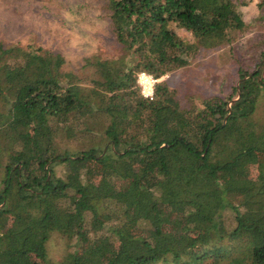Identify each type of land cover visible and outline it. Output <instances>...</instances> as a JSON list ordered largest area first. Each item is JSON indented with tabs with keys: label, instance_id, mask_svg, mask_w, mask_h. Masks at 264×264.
<instances>
[{
	"label": "trees",
	"instance_id": "1",
	"mask_svg": "<svg viewBox=\"0 0 264 264\" xmlns=\"http://www.w3.org/2000/svg\"><path fill=\"white\" fill-rule=\"evenodd\" d=\"M103 4L120 54L88 58L89 82L0 41V264H264V63L202 106L162 79L245 34V3ZM54 232L76 238L58 260Z\"/></svg>",
	"mask_w": 264,
	"mask_h": 264
},
{
	"label": "rangeland",
	"instance_id": "2",
	"mask_svg": "<svg viewBox=\"0 0 264 264\" xmlns=\"http://www.w3.org/2000/svg\"><path fill=\"white\" fill-rule=\"evenodd\" d=\"M241 1L248 23L245 34L225 47L202 48L188 66L162 78L176 89L183 105L202 106L208 98L233 95L240 81L239 69L253 71L264 63L263 0ZM104 11L103 0H0V41L33 42L59 52L66 59L65 70L78 73L86 83L92 73L88 58L120 54ZM176 31L192 38L184 29ZM75 242L73 235L54 232L48 245L50 259H60Z\"/></svg>",
	"mask_w": 264,
	"mask_h": 264
},
{
	"label": "built area",
	"instance_id": "3",
	"mask_svg": "<svg viewBox=\"0 0 264 264\" xmlns=\"http://www.w3.org/2000/svg\"><path fill=\"white\" fill-rule=\"evenodd\" d=\"M157 82V79H155L152 75L147 74L145 72L141 73L139 75V83L143 86V94L146 97L152 98L154 95V85ZM147 85L150 86V89H147Z\"/></svg>",
	"mask_w": 264,
	"mask_h": 264
},
{
	"label": "bare ground",
	"instance_id": "4",
	"mask_svg": "<svg viewBox=\"0 0 264 264\" xmlns=\"http://www.w3.org/2000/svg\"><path fill=\"white\" fill-rule=\"evenodd\" d=\"M147 89H150V86L149 85H147Z\"/></svg>",
	"mask_w": 264,
	"mask_h": 264
},
{
	"label": "water",
	"instance_id": "5",
	"mask_svg": "<svg viewBox=\"0 0 264 264\" xmlns=\"http://www.w3.org/2000/svg\"><path fill=\"white\" fill-rule=\"evenodd\" d=\"M240 82V81H239ZM239 82H238V84H237V86H239ZM238 99V98H237Z\"/></svg>",
	"mask_w": 264,
	"mask_h": 264
}]
</instances>
